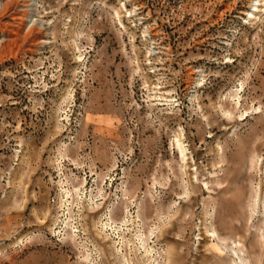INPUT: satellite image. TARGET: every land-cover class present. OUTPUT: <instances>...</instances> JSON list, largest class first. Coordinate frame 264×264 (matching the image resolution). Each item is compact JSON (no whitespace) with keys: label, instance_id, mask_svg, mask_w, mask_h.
<instances>
[{"label":"rangeland","instance_id":"rangeland-1","mask_svg":"<svg viewBox=\"0 0 264 264\" xmlns=\"http://www.w3.org/2000/svg\"><path fill=\"white\" fill-rule=\"evenodd\" d=\"M0 264H264V0H0Z\"/></svg>","mask_w":264,"mask_h":264},{"label":"bare ground","instance_id":"bare-ground-1","mask_svg":"<svg viewBox=\"0 0 264 264\" xmlns=\"http://www.w3.org/2000/svg\"><path fill=\"white\" fill-rule=\"evenodd\" d=\"M263 0H261V2H262ZM261 7H262V4H260V6L256 9V11H257V13H260V12H263V10L261 9ZM67 194V193H66ZM68 195V194H67ZM256 199H257V195H254V197H253V206H255L256 205Z\"/></svg>","mask_w":264,"mask_h":264}]
</instances>
